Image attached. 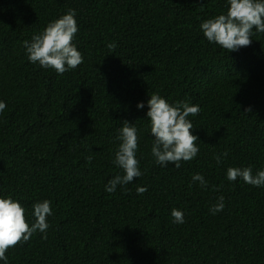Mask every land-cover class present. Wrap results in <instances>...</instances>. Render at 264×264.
I'll list each match as a JSON object with an SVG mask.
<instances>
[{"label": "trees", "instance_id": "1", "mask_svg": "<svg viewBox=\"0 0 264 264\" xmlns=\"http://www.w3.org/2000/svg\"><path fill=\"white\" fill-rule=\"evenodd\" d=\"M227 7L0 0V198L20 203L29 225L34 203L51 201L53 213L47 238L37 232L9 248L7 264H264V186L226 178L229 167L264 170V33L254 29L251 45L233 52L208 42L199 25ZM69 9L83 63L58 74L30 62L23 42ZM153 93L200 107L188 117L199 152L179 168L151 154ZM124 121L138 129L142 175L108 193V181L123 175L113 159ZM220 196L224 208L212 214Z\"/></svg>", "mask_w": 264, "mask_h": 264}, {"label": "clouds", "instance_id": "2", "mask_svg": "<svg viewBox=\"0 0 264 264\" xmlns=\"http://www.w3.org/2000/svg\"><path fill=\"white\" fill-rule=\"evenodd\" d=\"M225 13L204 20L199 28L203 36L210 43L218 45L228 52L238 51L248 47L252 43V36L256 33H264V0H227ZM76 12L69 9L58 19L50 21L42 32L34 35L31 42L24 41L28 60L38 63L44 69H53L58 74L74 70L83 63V56L73 44L78 26L75 19ZM107 47L114 50L116 44L109 43ZM145 107L143 103L137 104V108ZM6 104L0 102V113L4 111ZM148 111L146 118L154 138L151 154L155 162L163 167L169 164L179 168L180 162H188L194 159L199 148L198 137L192 135V122L188 117L196 116L200 112L199 105H190L187 101H178L169 104L159 94L153 93L147 100ZM250 109H245V114ZM117 140L119 145L114 152L113 164L122 170L123 175H116L105 186V191L114 193L118 185H127L134 178L142 175L139 170V161L136 158L139 136L134 124L124 121L119 128ZM221 155L227 156V152ZM92 156H88L87 162L91 163ZM217 163L220 156H215ZM226 178L229 181L242 179L246 184L254 187L264 186V170H258L253 174L251 167H229L226 170ZM194 182H199L202 188L207 187V182L200 174L192 177ZM146 187H138L137 193L143 194ZM224 197H218L212 205V214L222 211ZM34 222L29 225L26 220L25 209L12 198H0V260L7 264L6 252L17 244L27 242L34 233H43V239L47 238L49 223L47 218L51 216V201L44 200L32 205ZM171 217L176 224L184 222V213L178 209L171 210Z\"/></svg>", "mask_w": 264, "mask_h": 264}]
</instances>
